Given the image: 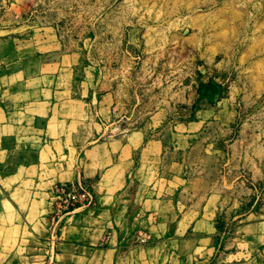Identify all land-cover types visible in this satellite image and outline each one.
<instances>
[{
	"label": "rangeland",
	"instance_id": "obj_1",
	"mask_svg": "<svg viewBox=\"0 0 264 264\" xmlns=\"http://www.w3.org/2000/svg\"><path fill=\"white\" fill-rule=\"evenodd\" d=\"M20 81L35 98H102L111 137L162 141V172L144 179L169 201L133 221L151 234L133 235L121 261L207 264L242 234L264 242V222L253 225L264 216V0H0V89ZM16 157L0 166V264H45L60 223L47 218L49 186L9 177ZM174 194L197 196L191 217V199Z\"/></svg>",
	"mask_w": 264,
	"mask_h": 264
},
{
	"label": "crops",
	"instance_id": "obj_2",
	"mask_svg": "<svg viewBox=\"0 0 264 264\" xmlns=\"http://www.w3.org/2000/svg\"><path fill=\"white\" fill-rule=\"evenodd\" d=\"M20 86H23L21 81L0 89V166L9 164L10 155L18 156L14 172L9 175L16 184L30 181L31 188L49 186L46 190L47 218L53 211L50 188L55 184L82 180L96 201L91 207H79L64 215L59 227H54L52 238L55 247L52 248L53 241L48 237L45 264H133L128 259L121 261L119 254L122 250L132 249L133 235L150 233L142 228L132 229L133 221L136 219L137 223H142L156 205L169 201L168 196L160 192L153 196L146 194L149 193L151 179H144L146 173L153 175L156 170L160 176L162 172L165 164L162 141L149 139L141 131L117 134L114 121L115 130L111 137L107 131L108 122L101 115L104 111L110 112V105L102 98L87 102L84 99H47L43 94L35 98L31 96L36 92L34 89L25 87L19 90ZM109 96L112 95H105ZM87 107L93 115H87ZM56 145H60L61 150H55ZM54 156L72 157L75 162L51 163ZM160 185L167 190L174 184L163 180ZM173 197L174 202L191 199L189 208L183 212L184 218L195 213L192 208L197 196L176 197L174 194ZM212 197L206 196V204ZM256 219L259 220L253 223L255 227L263 224L264 216ZM176 230L179 233L178 228L173 233ZM194 233L189 231L188 234ZM245 237L248 236L242 234L237 241L217 251V262L207 264H248L255 261L263 264L264 242L255 247L253 243H243ZM257 238H264V233ZM253 248L261 250L258 258L257 253L251 250Z\"/></svg>",
	"mask_w": 264,
	"mask_h": 264
},
{
	"label": "built area",
	"instance_id": "obj_3",
	"mask_svg": "<svg viewBox=\"0 0 264 264\" xmlns=\"http://www.w3.org/2000/svg\"><path fill=\"white\" fill-rule=\"evenodd\" d=\"M50 194L53 198V211L49 214V218L57 224L61 223L64 215L70 214L79 207H91L96 202L95 195L82 180L55 184L50 188ZM51 230H54L53 226ZM51 240L54 249L55 242L52 237Z\"/></svg>",
	"mask_w": 264,
	"mask_h": 264
}]
</instances>
